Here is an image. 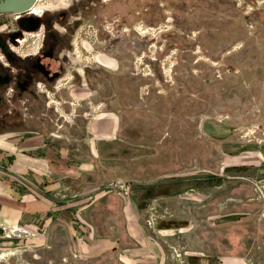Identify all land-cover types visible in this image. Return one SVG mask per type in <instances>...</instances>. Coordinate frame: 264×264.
Wrapping results in <instances>:
<instances>
[{"label":"rangeland","instance_id":"1","mask_svg":"<svg viewBox=\"0 0 264 264\" xmlns=\"http://www.w3.org/2000/svg\"><path fill=\"white\" fill-rule=\"evenodd\" d=\"M39 6L0 13V181L36 198L0 214V264H126L136 237L168 264H264V0ZM93 118L94 201L9 169L19 136L86 158Z\"/></svg>","mask_w":264,"mask_h":264},{"label":"crops","instance_id":"2","mask_svg":"<svg viewBox=\"0 0 264 264\" xmlns=\"http://www.w3.org/2000/svg\"><path fill=\"white\" fill-rule=\"evenodd\" d=\"M87 128H89L88 131L92 137L89 141L91 143V154L86 158L84 156L78 157L76 154L75 156H72L71 153H73V151L71 150L68 151L71 156L67 151V155L66 153L62 154V146H53L52 143H46L44 138L43 142H41L42 140L40 138L33 140L35 139V136L32 137L31 135H28L27 137L29 138H25V140H23V136H19L15 140L12 139L11 142L4 141L6 143L2 148L10 150L12 154L9 169L15 176L19 177L27 176L32 179L33 177H44V179H46L44 188L57 186L58 189H62L61 186H77L75 189L76 193H85L83 194L85 199L91 198L92 201H94L95 193L90 195V192L95 191L94 118L87 122ZM36 132L37 131H33L32 133L34 134ZM53 161L58 168L55 169L53 167ZM68 178L70 179L69 181L74 182L75 185H68L65 183ZM5 181L6 180L0 181V184H2L1 186L5 188L1 193L2 204L0 205V214H13L14 218L12 219V222L16 221V217L21 220L25 215L31 216V211H33L31 208L33 207L32 203L36 201V198L30 193L21 196L20 193H18L19 186H9L10 183H5ZM83 181H85V183ZM86 192L89 193L86 194ZM84 198L82 201L85 200ZM7 201H9L11 205H5ZM1 219L5 222L8 221L3 217H1ZM135 241V246L129 247L127 253H124L123 255L126 264H168L162 248L157 244L151 246L150 243L142 237H136ZM113 242L114 240L110 239L108 236L98 237V239H96L97 248L100 249L109 248V244L112 245Z\"/></svg>","mask_w":264,"mask_h":264},{"label":"water","instance_id":"3","mask_svg":"<svg viewBox=\"0 0 264 264\" xmlns=\"http://www.w3.org/2000/svg\"><path fill=\"white\" fill-rule=\"evenodd\" d=\"M36 0H0V13H23Z\"/></svg>","mask_w":264,"mask_h":264},{"label":"bare ground","instance_id":"4","mask_svg":"<svg viewBox=\"0 0 264 264\" xmlns=\"http://www.w3.org/2000/svg\"><path fill=\"white\" fill-rule=\"evenodd\" d=\"M40 11V6H39V0H36L33 5L25 12L23 13H13L15 14L17 17L23 15V14H27V13H38Z\"/></svg>","mask_w":264,"mask_h":264},{"label":"flooded vegetation","instance_id":"5","mask_svg":"<svg viewBox=\"0 0 264 264\" xmlns=\"http://www.w3.org/2000/svg\"><path fill=\"white\" fill-rule=\"evenodd\" d=\"M34 26H35V24H34Z\"/></svg>","mask_w":264,"mask_h":264}]
</instances>
